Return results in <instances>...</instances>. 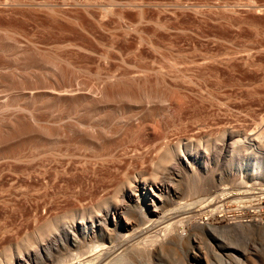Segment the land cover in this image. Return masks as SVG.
I'll use <instances>...</instances> for the list:
<instances>
[{"label": "rangeland", "instance_id": "rangeland-1", "mask_svg": "<svg viewBox=\"0 0 264 264\" xmlns=\"http://www.w3.org/2000/svg\"><path fill=\"white\" fill-rule=\"evenodd\" d=\"M175 91L187 104L194 102L193 110L190 103L184 107L190 114L169 113ZM154 120L169 128L170 144L180 136H173L178 128L181 138L204 145L245 141L242 149L227 147V155L218 147L208 154L202 148L210 171L196 165L179 172L166 168L165 176L174 199H190L214 185L246 189L247 197L224 201L252 197V202L219 208L217 221L210 223L223 230L197 238L205 247L231 246L237 258L248 257L244 264H264V224H258L264 222V194L253 193L264 180L247 178L258 166L264 171V0H0V264H60L72 258L84 240L70 226L88 221L81 213L96 211L105 199V208L122 206L125 213L116 221L105 216L108 208L99 214L115 239L133 234L144 215L156 220L171 209L162 197L163 212L149 216L143 190L116 191L148 159L150 144L132 139L133 125L151 123L155 133L147 130L145 136L152 140ZM112 157L122 158L120 167L125 159L128 164L120 169ZM240 174L247 178L245 188ZM251 218L247 226H223ZM71 237L78 246L74 240L68 244ZM173 255L178 258L169 250L154 264H174ZM208 261L220 264L211 253Z\"/></svg>", "mask_w": 264, "mask_h": 264}, {"label": "bare ground", "instance_id": "bare-ground-1", "mask_svg": "<svg viewBox=\"0 0 264 264\" xmlns=\"http://www.w3.org/2000/svg\"><path fill=\"white\" fill-rule=\"evenodd\" d=\"M113 77L114 76H112V78ZM186 101H187V99L186 100L183 99V96H180V94L176 93V91L173 93V95L170 99V103H169L171 106H169V105H168L169 107L167 106L168 108H170L169 113L171 114L172 117H174V116L176 118H177V116L179 117V115H181V113L183 112V109L185 112L187 111L188 107H186V104H187ZM145 102H146V104H150L152 101L146 100ZM160 102L162 103L163 101L161 100ZM192 104L190 103V105H192ZM193 105L195 106V104H193ZM192 106H191V108H192ZM194 106H193L192 110L194 109ZM184 107L187 109L185 110ZM185 112H183V113H185ZM187 112H189V111H187ZM189 114H190V112H189ZM189 114H188V116H189ZM184 116H187V113H186V115L184 114ZM181 117H183V115ZM173 119L176 120V122H177V119H175V118H173ZM181 119H183V121H186V120H184V118H181ZM181 119H180V121H182ZM196 121H200V120L198 119ZM196 121H195V123H196ZM152 122H154V124L153 123L152 124L154 125V127L157 130L154 128V131L156 130V135H155L154 139H152V140L149 138L151 141H149L148 138L146 139V136L148 135V134H146V133H148L147 130L148 131L150 130V132L151 131L153 132L152 129H149L152 127L150 125L151 123L149 124V123H147V121H143L141 124L133 125V128H132L133 134H131L132 139L134 140L136 138L135 139L136 141H137V139H141L145 143H149L151 146V147L149 146L150 148L146 147L145 149L147 152L146 153L144 152L145 155L148 157V159H146V156H145V159L147 160V162L142 161V163L140 165V169H138V170L135 169L136 171L134 170L135 172H133L132 176H129V175L125 176L124 183L122 185L118 186L116 188V191L122 192V191H124V188H126V187L131 189V191L133 193L143 190V193L146 194V197L149 199V207L147 208V211H146V213L149 216H153V212L155 213V211H162L163 212V210L165 209V207L167 205L171 206L172 208L163 212V214L156 220L149 219L148 216L146 217L144 215V218L146 220L141 224V226L138 229H136L133 232V234L125 236L122 239H120V238L115 239L113 236V230H108L106 225H104L103 222L98 217L100 216L99 214L101 212H103L105 209L108 208L106 213H105V216H108V218L112 217L113 220L116 221L115 217H117V216L121 217V216H123V214L125 215V213H122L123 207L122 206L118 207L116 205V206L111 207V208H109L110 206L105 208L104 206L107 205L106 199L99 202V203L97 202L98 207H97L96 211H93V208H91L90 210H87L88 209L87 208L86 209L87 211H83L81 213V216L88 215L90 217L88 221L85 220L86 218L85 219L81 218L82 221H80L79 223H76L75 221H73L72 225L70 224L71 229H75V227H76L77 230L81 231L82 238L84 240V244L82 246H78V241L74 237H71L68 241V244L71 243V240H74L75 241L74 243H76V245L78 246V249L74 253H71V254H73L72 258L69 257L70 259L63 260V262H61L60 264H154V260L156 259V257L165 256L167 253H169V250H171V252L176 253V255H178V258L175 257V255H173L175 257L174 258L175 259L174 264H211V262L208 261V254L209 253H211L217 259V262L220 264H231L230 262L227 263V261L224 259V256L229 261L234 260L239 264H244V261L247 260L248 257H246L245 255H243L242 258H237V255L236 256L233 255L234 251H233L231 246L225 245L224 243H219V244H215L212 247H205L198 242V238H197L198 234H201L202 232L208 233L210 231H216L217 229L223 230V228L214 226L210 222L217 221L216 217L219 214V212H218L219 208L221 209L223 207H228V205L236 203L239 200L247 201L248 199H244V198H240V197L236 200L224 201V200L230 199L233 196H240V195L246 196V195H248V193H246V191H245L246 189L244 191L231 190L232 187H227L226 185H224L223 187H220V185H214L210 189L209 188H201V193L199 195H195V196L193 195V197L190 199H178V198L174 199V197H172V198L170 197V194L172 191H174V189H173V187H170L167 184V177L165 176V173L169 170L166 168H173V171L179 172V167H183L184 169H187V168L191 169L192 167H194V165H196L197 167H201L205 171H210L208 168L209 164H210V159L208 156H203L202 148L204 150L203 152L208 154V152L210 153L212 147H214V148L218 147V149L221 152H223V154L226 153V155H227V151H226L227 147H232L233 150H239L240 148L242 149L245 141L243 139L237 138L233 144H230V143L226 144L225 141L224 142L222 141L223 145L222 144H214V145L213 144H206V145H204L203 143H201L200 139L181 138L184 135L181 136V134H179V131H178L179 128H178L175 131L176 135H174L175 132H173V136H176V139H177L178 135H180L179 136L180 138L178 137L177 140L173 138L176 141L173 144H170L173 141H171V142L166 141V136H168V135H166V133H167V130L169 128H167L166 126H162V125L158 124L157 123L158 121L155 122V120H154ZM178 123H180V122H178ZM198 123H200V122H197L196 126L199 125ZM181 124H182V122H181ZM181 124H180V127H182ZM187 124L188 123H186V126H187ZM200 124H202V123H200ZM184 126H185V124H184ZM199 126H198V128H199L198 130H200V128H201ZM86 127L87 126L85 125V129H87ZM256 127L258 128V125ZM89 128L91 129L92 127L91 126L88 127V130H89ZM186 128H188V127H186ZM180 130H181V128H180ZM255 131H253V132H255ZM177 132H178V135H177ZM187 132H189V131H187ZM250 132H251V130H250ZM262 132L264 134L263 130H262ZM153 133H155V132H153ZM183 133H184V130H183ZM230 134H232V133H230ZM260 134H261V132H260ZM45 135H47L46 137L48 139H49V137L52 136V135L49 136V134H45ZM225 135L226 134H224V136ZM232 135H234V134H232ZM252 135H254V134L252 133ZM258 135H259V133H258ZM169 136H170V134H169ZM169 138H172V135L170 137H168V139ZM222 138H225V137H222ZM256 138H257V136H256ZM133 140H132V145H133ZM159 140L161 142H155V141H159ZM170 140H172V139H170ZM252 140L256 141L254 136H253ZM256 142H257L256 143L257 146L263 145V143L261 144V141H259V140H257ZM262 142H264V141H262ZM129 145H131V143ZM145 145H147V144H145ZM143 147H145V146H143ZM133 149H134V152H136L135 146ZM141 149L142 148L138 149V151H137L139 154H140L139 150H141ZM136 150H137V146H136ZM130 151H132V150L130 149ZM130 151H129V154L131 153ZM144 153H142V154H144ZM121 154L124 155V153H121ZM125 154H126V152H125ZM127 154H126V157H127ZM135 154L136 153H134L132 155L136 156L137 154L136 155ZM142 154H140L139 156L141 157ZM191 155L194 157H191ZM115 156H117V155H115ZM119 156H120V154H119ZM119 156H117V158ZM130 156H129V158H130ZM139 156H138L137 160L139 159ZM121 159L122 158H120L119 161H117L118 159L116 160V158L114 159L115 161L118 162V164L116 162V164L118 166H119V162H121L120 161ZM114 160L112 162H114ZM133 161H135V160H133ZM133 161H131V162H133ZM127 162H128V160H127ZM127 162H126V159H125V163L123 160L124 164H126ZM136 162H134V163H136ZM138 163H139V160H138ZM85 164L86 163H84V166H87V164L86 165ZM124 164H122L123 167L119 166L120 169L121 168L124 169V167H125ZM114 165H115V163H114ZM130 165H132V164L130 163ZM130 165H129V168H130ZM132 166H134V164ZM114 167H116V166H114ZM114 167H113V169H114ZM136 167H139V166H136ZM144 168H146V170H143ZM86 169H87V167H86ZM131 169H129V170H131ZM227 169H230V170H227ZM227 169H226V171H228L229 173L231 170H233V166H232L231 162L228 163ZM82 171H84V170L82 169ZM226 171L224 170V172L221 174V177H223L224 181H225V176H226L225 172ZM94 172H95V170L93 171V173ZM73 174H76V173H73ZM95 174H96V172H95ZM213 174H215V172H213ZM248 176L250 179L264 180V171L261 169L260 166H258L254 172L247 175V178H248ZM75 177H74V179H75ZM234 177L235 176L233 175V178ZM100 178L101 177H99L97 179H100ZM240 178L242 180L241 184H243L242 186L245 188V184H246L245 180L247 178L245 175H241V174H240ZM94 180H96V179H94ZM90 181H92V180H90ZM97 182H98V180L95 181L96 184H97ZM93 183H92V185H93ZM99 184L102 185V183H99ZM99 184H98V186H96L97 188H100ZM81 187H83V186H81ZM81 187H80V189H82ZM102 187H105V186H101V188ZM92 188H94V186ZM246 188L250 189L251 187H246ZM253 190H254L253 193H255V194H262V193L264 194V187L263 188H254ZM90 192H92V191L90 190ZM109 192H107L108 193L107 195L110 194ZM80 193L81 194L83 193V195H85L84 192H82V191L79 192V194ZM79 194H77V195H79ZM81 194H80V196H82ZM91 194H93V192ZM96 194L94 193L93 195L96 196ZM122 194H123V197L125 198L126 192L125 193L123 192ZM105 195H106V192H105ZM92 196H90V197H92ZM101 196H103V195H101ZM162 197H167V201H166L167 205L166 206L161 205L158 202L159 199ZM95 198H98V197H94L92 199H95ZM248 198H249L248 201H251L250 198H252V197H248ZM253 198H256V197H253ZM101 199H102V197H101ZM137 199L141 200V197H139V195H137ZM100 200H97V201H100ZM205 203H207V205ZM204 204H205V206L201 207ZM212 204H220V206H217L215 209H210L212 207ZM259 206H261L260 203H259ZM257 208L262 209L261 207H258V206H257ZM257 208H255V210ZM201 209H204V210L201 211ZM77 217H79V216H77ZM123 219L125 220L126 225L128 223L130 224V222L128 221L127 218H123ZM251 221H252V218L246 219V220L240 221V222H234L233 221V222H229L228 225H223V226L228 227L229 229H227V230L236 229L237 226L242 227V226L250 225ZM253 221H256V219H253ZM238 223H240V224H238ZM243 223H247V224H243ZM258 224H264V222H258ZM96 226H99V228L95 229ZM115 226L116 225H114V227ZM254 226H257V225H254ZM262 229H264V226L262 227ZM96 230H98V231H96ZM203 260H204V262H203Z\"/></svg>", "mask_w": 264, "mask_h": 264}]
</instances>
